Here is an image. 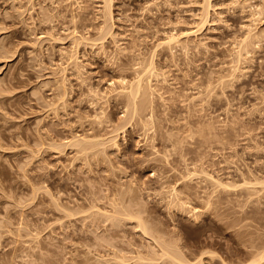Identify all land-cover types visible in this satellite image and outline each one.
Segmentation results:
<instances>
[{
	"label": "rangeland",
	"instance_id": "obj_1",
	"mask_svg": "<svg viewBox=\"0 0 264 264\" xmlns=\"http://www.w3.org/2000/svg\"><path fill=\"white\" fill-rule=\"evenodd\" d=\"M163 240L264 264V0H0V264Z\"/></svg>",
	"mask_w": 264,
	"mask_h": 264
},
{
	"label": "bare ground",
	"instance_id": "obj_2",
	"mask_svg": "<svg viewBox=\"0 0 264 264\" xmlns=\"http://www.w3.org/2000/svg\"><path fill=\"white\" fill-rule=\"evenodd\" d=\"M207 1L209 2L210 0H205L206 3H208ZM206 7H207V6H206ZM188 34H189V33H188ZM188 34H187V36H188ZM189 35H190V34H189ZM176 39H177V41H178V37H176V36H172V35H171V36H168V38H167V40H168V41H167V44H168V43L171 44V43H173L174 41L177 42ZM141 83H142V81H141L140 79L137 81L136 84H135V83H134V84L132 83V85H130V84L128 83V85L131 86V87H129V86H127L126 88L124 87L123 90L126 91L128 88H131V89H132V86H134L132 90H133V91H136V90H134V89L137 88V90L140 92V91H142L141 89H142L143 86H144V85H142ZM135 85H136L137 87H136ZM123 86H124V85H123ZM125 86H126V84H125ZM121 90H122V89H121ZM123 90H122V91H123ZM132 90L129 91V93H130L129 96H133V97H131V98L135 99V98H134V97H135V94H138V95H139V93H138L137 91H136V93H135V92L133 93ZM122 91H121V92H122ZM127 92H128V90H127ZM127 92H126V93H127ZM124 93H125V92H124ZM140 93H141V92H140ZM133 99H132V100H133ZM141 103H142V102H141ZM82 144H84V143H82ZM82 144L80 143L81 146H83ZM210 179H211L212 181H214L216 184H218V185H220V186H223V183H222V182L218 181L217 179L213 178L212 176H210ZM136 217H137V216H136ZM132 218H135V216H134V217H131V219H132ZM141 218H142V217H141ZM143 219H144V218H143ZM134 220H135V219H134ZM140 220H141V219L138 218V227L141 228V229H142L141 231H143L144 233H146L147 236H148V234H149V231H148L149 228L146 227V225L143 224V220H141V221H140ZM133 222H134V221H133ZM136 226H137V225H136ZM155 240H156V239H155ZM165 240H166V239H165ZM157 241H158V239H157ZM158 242H159V241H158ZM158 242H157V243H158ZM162 242H164V240H163ZM165 242H166V241H165ZM165 242L163 243V245H161L162 243L160 242L161 244L159 245V247H160V252H161V254H159V256H158L159 258H158V257L155 258L154 256H155L156 254H155V255L153 254V255H154V256H153L154 258H152V256H151L150 258H146V259H149L148 262H150V261L152 262V261H153L154 264H159V262L157 263V261H158L159 259H163L164 263H162V264H187V262H185V261L183 260V257L181 256L182 254H181L180 252L177 251V250L179 249V247H178V246H177V247H176V246L170 247L169 244H167L168 242H166V243H165ZM158 244H159V243H158ZM165 244H166L167 246H166ZM164 245H165V246H164ZM174 247H176V249H174ZM173 249H174V250H173ZM175 250H176V251H175ZM179 251H180V250H179ZM157 255H158V254H157ZM157 255H156V256H157ZM141 258H142V256L139 258L140 261H141V260H144V259H143L144 257H143L142 259H141ZM117 259H119V258L117 257ZM123 259H124V258H121V257H120L119 260L122 261ZM164 259H165V260H164ZM124 260H126L125 263L128 262V261H127L128 259H124ZM124 260H123V262H124ZM160 261H161V260H160ZM163 261H162V262H163ZM119 262H120V261H118V263H119ZM146 262H147V261H146ZM153 262H152V264H153ZM155 262H156V263H155ZM120 263H122V262H120ZM125 263H124V264H125ZM139 263H140V262L137 261L136 264H139ZM134 264H135V263H134ZM140 264H141V263H140ZM142 264H144V263H142ZM146 264H147V263H146ZM148 264H149V263H148ZM150 264H151V263H150ZM188 264H189V263H188Z\"/></svg>",
	"mask_w": 264,
	"mask_h": 264
}]
</instances>
